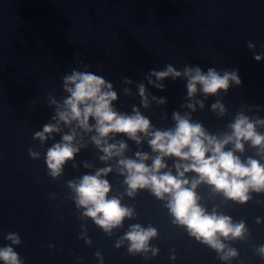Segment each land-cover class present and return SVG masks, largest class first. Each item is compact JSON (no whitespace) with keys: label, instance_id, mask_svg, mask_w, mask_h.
<instances>
[{"label":"water","instance_id":"obj_1","mask_svg":"<svg viewBox=\"0 0 264 264\" xmlns=\"http://www.w3.org/2000/svg\"><path fill=\"white\" fill-rule=\"evenodd\" d=\"M249 41L256 45V54L264 53V0H0V248L12 246L23 264H264L257 252L264 245V192L250 191L248 202L241 204L206 183L197 186L198 203L208 214L245 225L243 238L220 237L225 251L234 248L238 253L222 260L223 253L174 222L166 206L170 197L160 200L147 188L127 195L126 173L120 174L118 160L147 153L145 163L151 166L159 155L149 146L151 136L138 133L137 144L125 134H109L108 143L122 141L127 148L123 157L102 161L104 153L91 140L95 131L77 128L74 144L80 151L55 179L48 175L46 151L71 127L61 124V131L43 145L33 139L44 124L55 123L51 100L62 103L69 95L62 77L73 70L110 82L117 94L113 109L126 115L138 109L150 120V132L174 130L173 113L187 114L218 139L231 134L230 125L240 113L264 120V58H253ZM168 64L179 71L185 65L205 72L238 69L242 83L230 82L227 94L205 97L198 91L189 98L183 76L159 81L163 90L148 83L151 71ZM140 84L146 88L148 107L142 105ZM197 100L203 101V108ZM217 100L225 107L223 114L211 108ZM189 103L195 104V111ZM89 123L95 121L90 118ZM256 131L264 135V126L257 124ZM243 143L244 151L235 152L242 162L252 158L264 165V149ZM29 148L40 154L38 159L29 156ZM227 150L234 145H226ZM164 163L161 173L176 175L175 164L189 162L165 157ZM105 167L112 168L102 177L111 185L109 197L133 210L110 234L82 215L84 209L76 207L67 184ZM185 178L198 179L194 172ZM136 224L157 230L146 252L128 251L130 242L124 236ZM9 233L18 234L21 243L11 245Z\"/></svg>","mask_w":264,"mask_h":264},{"label":"clouds","instance_id":"obj_2","mask_svg":"<svg viewBox=\"0 0 264 264\" xmlns=\"http://www.w3.org/2000/svg\"><path fill=\"white\" fill-rule=\"evenodd\" d=\"M247 47L253 51V58L260 61L264 53L256 54V45L249 41ZM264 48V45H261ZM186 78L187 96L193 98L198 91L205 97L227 94L230 82L236 85L242 83L237 70L218 71L208 68L205 72L199 66L185 65L182 71L168 64L162 71H151L146 77L149 84L163 90L164 85L158 83L168 77L173 80ZM155 77V80L152 79ZM63 90L69 95L62 103L55 99L51 104L56 105L55 115L52 120L55 123H46L41 131H36L33 139H37L43 145L52 137L53 133L61 131L60 125L71 127L69 134H64L60 142L53 143L46 151L45 162L48 175L53 179L62 175L66 162L74 160L80 148L75 146L79 133L77 128L89 133L95 131L96 135L91 137L92 143L104 153L100 157L102 161L110 160L112 157H123L127 148L124 142L108 143L107 137L111 133L125 134L130 139L140 143L138 133L151 136L148 141L153 152L159 153L153 160L151 166L145 161L149 160L147 153L137 152V159L121 158L118 160L120 174L126 177L124 183L127 185V195L133 196L138 189H150L156 198L163 200L165 196L170 197L167 207L174 222L185 226L189 234L198 241L203 242L218 253H223L222 260L236 257L238 255L234 248H228L221 242L220 237L225 240L232 238H243L246 231L243 222L233 224L231 217L217 215L215 212L208 214L198 203L199 197L196 188L201 183L213 187L216 192L223 193L229 199L244 204L249 200V192H264V165L256 159L248 158L242 162L235 152L244 151V141H250L253 147L264 149V135L256 131V125L264 126V120H251L240 113L230 125L231 134H225L222 139L206 133L200 123L191 122L187 116L173 113L176 121L174 130L150 132V120L136 108L133 115L121 114L112 107V101L117 99L113 91V85L102 76L92 72H81L73 70L70 75L62 77ZM131 83L130 80L126 81ZM199 86V88H198ZM142 105L148 107V97L144 84L138 85ZM127 91V89L125 90ZM155 99V97H153ZM164 100L161 99L160 103ZM201 108L204 107L202 100L195 102ZM187 107L195 111V104L189 103ZM213 111L219 110L220 114L225 112L224 105L217 100L211 105ZM90 118L95 121L90 124ZM75 122V127H72ZM228 144L234 145V150L225 151ZM29 156L38 159L40 154L31 148L28 149ZM165 157H175L179 161L189 163H176V175L171 171L161 173L167 165ZM75 167V165H73ZM85 167H89L85 164ZM112 172L111 167L97 170L95 174H85L78 181L70 180L68 187L75 194V205L84 209L82 215L91 218L94 223L106 233H111L113 228L122 225L123 220L131 218L133 210L121 204L117 197H109L111 185L107 176ZM194 172L198 179L189 181L185 173ZM190 185V186H189ZM157 235V230L151 226L147 229L139 224L132 225L125 234L124 239L130 242L128 251L130 253L148 251V242ZM6 239L11 245H19L21 239L16 233H9ZM86 243H91L86 240ZM119 247V243L116 245ZM153 255L156 249H153ZM258 254L264 256V245L257 249ZM99 256V253H96ZM175 257H173L174 259ZM0 261L3 264H23L19 254L13 247L8 245L0 248Z\"/></svg>","mask_w":264,"mask_h":264}]
</instances>
